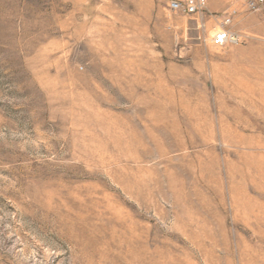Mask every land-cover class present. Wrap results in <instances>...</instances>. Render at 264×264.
<instances>
[{
	"label": "rangeland",
	"instance_id": "374dc122",
	"mask_svg": "<svg viewBox=\"0 0 264 264\" xmlns=\"http://www.w3.org/2000/svg\"><path fill=\"white\" fill-rule=\"evenodd\" d=\"M240 4L0 0V264H264V12Z\"/></svg>",
	"mask_w": 264,
	"mask_h": 264
},
{
	"label": "built area",
	"instance_id": "2783aa9c",
	"mask_svg": "<svg viewBox=\"0 0 264 264\" xmlns=\"http://www.w3.org/2000/svg\"><path fill=\"white\" fill-rule=\"evenodd\" d=\"M243 3L250 11H263L264 12V0H235ZM165 9L173 14L182 16H195L204 12L207 6V0H163ZM231 13H234L232 11ZM230 17L224 20V23H229ZM213 45L222 46L228 43L236 44L238 42V36L233 34L227 29H220L211 37Z\"/></svg>",
	"mask_w": 264,
	"mask_h": 264
},
{
	"label": "bare ground",
	"instance_id": "6f19581e",
	"mask_svg": "<svg viewBox=\"0 0 264 264\" xmlns=\"http://www.w3.org/2000/svg\"><path fill=\"white\" fill-rule=\"evenodd\" d=\"M253 63L254 64H256V65H258L260 68H262L263 70V73H264V60L262 59V58H256V59H253ZM251 68V67H250ZM249 68V69H250ZM250 71H252V69L250 70ZM259 76V74L257 75V77ZM259 79V78H258ZM251 87H253V86H251ZM253 89V88H252ZM234 90V89H233ZM248 92H250V94L251 93H257L258 95H259V98H260V100H261V102L264 104V90H247ZM248 92H245V93H247L248 95H249V93ZM258 97V96H257ZM253 103V102H252ZM263 106V105H262ZM236 120V119H235ZM236 124V123H235ZM239 124V123H238ZM237 128V127H236ZM233 133V132H232ZM238 138V137H237ZM121 139V138H120ZM244 141V140H243ZM123 143V142H122ZM126 143V142H125ZM115 144H117V143H115ZM131 147V146H130ZM120 150H122V149H120ZM133 153V152H132ZM252 165V164H251ZM253 166V165H252ZM256 166V165H255ZM260 167V166H259ZM127 189V188H126Z\"/></svg>",
	"mask_w": 264,
	"mask_h": 264
},
{
	"label": "crops",
	"instance_id": "0c3cea01",
	"mask_svg": "<svg viewBox=\"0 0 264 264\" xmlns=\"http://www.w3.org/2000/svg\"><path fill=\"white\" fill-rule=\"evenodd\" d=\"M242 8H245L243 4H240ZM240 9V6H236V10L238 11Z\"/></svg>",
	"mask_w": 264,
	"mask_h": 264
}]
</instances>
